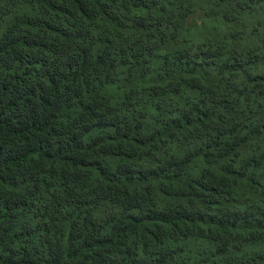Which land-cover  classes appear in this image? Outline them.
<instances>
[{"label":"trees","instance_id":"trees-1","mask_svg":"<svg viewBox=\"0 0 264 264\" xmlns=\"http://www.w3.org/2000/svg\"><path fill=\"white\" fill-rule=\"evenodd\" d=\"M0 264H264V0H0Z\"/></svg>","mask_w":264,"mask_h":264}]
</instances>
